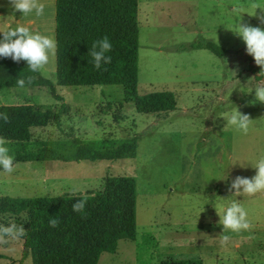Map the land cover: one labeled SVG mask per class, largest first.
I'll return each mask as SVG.
<instances>
[{"label":"rangeland","instance_id":"1","mask_svg":"<svg viewBox=\"0 0 264 264\" xmlns=\"http://www.w3.org/2000/svg\"><path fill=\"white\" fill-rule=\"evenodd\" d=\"M252 3L264 0H138L136 89L138 94L172 91L176 106L167 112H138L119 84L56 85L55 56L50 57L41 75L55 84L66 104L60 126L31 127L28 142L7 143L9 154L35 151L44 143L67 156L73 137L99 149L135 137V156L17 161L11 174L0 171V223L13 220L27 232L37 229L56 216L49 207L52 197L95 191L106 175H129L136 179L135 226L108 212L89 244L94 264L169 259L264 264V192L248 196L229 190L237 175L254 176L252 165L264 158V103L255 101L254 92L264 78L232 31L239 15L241 23L264 28L257 18L261 9L255 16L247 13ZM206 41L227 53L191 47ZM61 102L44 86L0 88L2 104L30 103L56 111ZM236 108L252 119L247 135L227 123ZM233 201L246 209L251 231L222 232L217 211L222 215ZM225 234L230 239L222 244ZM31 259L23 239L0 245V264H32Z\"/></svg>","mask_w":264,"mask_h":264},{"label":"trees","instance_id":"2","mask_svg":"<svg viewBox=\"0 0 264 264\" xmlns=\"http://www.w3.org/2000/svg\"><path fill=\"white\" fill-rule=\"evenodd\" d=\"M138 0H55V84L62 86H94L119 84L124 99L132 101L142 113H160L176 106L172 91L137 92L138 74ZM107 36L112 49L106 55L111 62L96 69L90 50L95 41ZM191 47L205 48L222 56L227 49L212 41L194 43ZM33 77L25 87H47L52 96L62 101L58 110L41 108L30 103L2 104L0 113H6L9 121L0 119V137L14 145L28 142L30 128L54 123L60 126V115L65 109L55 84L41 72H31L26 62H15L0 57V88L18 87V79ZM264 78V76H261ZM121 107V103H119ZM136 138L123 141L105 149L95 148L78 137L71 139V154L65 156L44 143L35 151L23 150L15 154L17 161H80L110 160L134 157ZM2 170V168H0ZM88 197L83 213L74 212L72 204ZM49 207L56 211L60 223L56 228L49 223L27 232L23 245L29 250L32 264H94L89 244L103 217L116 211L129 227L136 223V179L129 175H106L99 189L86 193H63L52 197ZM161 264L180 263L172 259Z\"/></svg>","mask_w":264,"mask_h":264},{"label":"clouds","instance_id":"3","mask_svg":"<svg viewBox=\"0 0 264 264\" xmlns=\"http://www.w3.org/2000/svg\"><path fill=\"white\" fill-rule=\"evenodd\" d=\"M14 11H19L24 16L35 14L36 17L44 15L45 4L40 0H9ZM261 9V14L257 17L260 24H264V4L252 3L251 11L247 13L250 16H255V10ZM238 25L232 30L238 35L245 44L246 53L251 55L256 65L259 66V75L264 76V28L260 26H251L240 22V15L238 18ZM57 43L53 37L43 35L38 31H33L30 27L24 25H17L16 27L8 26L0 29V57L11 58L15 62L21 60L26 62L27 68L31 72H41L50 62V57H54L56 53ZM112 49V44L107 36L93 43L90 50V55L93 58V65L96 69H100L102 63L108 64L111 62V57L106 55ZM33 77L27 79H18L16 84L20 88H24L26 84L33 82ZM253 89H250L251 92ZM255 101L264 103V81L254 88ZM255 101H250L253 103ZM0 119L5 123L9 121L6 113H0ZM252 119L248 114L241 113L237 108L227 117V123L234 127V129L247 135L251 125ZM7 140L0 137V168L4 173L11 174L15 170L14 157L9 154V149L6 146ZM244 167V163H240ZM255 175L251 178L237 175L231 182L229 190H234V193L246 194L253 196L257 193L264 192V158L258 160L254 165ZM226 180L227 176L217 178ZM88 201L85 195L76 200L72 204L74 212L83 213ZM203 210V209H202ZM201 210V211H202ZM200 211V212H201ZM217 211V209H216ZM219 215L218 223L222 225V232L240 233L242 231H251L253 225L248 220V213L246 209L238 202L233 201L221 215ZM58 218H51L49 226L56 228L59 226ZM27 235L26 229L23 225H17L13 220L8 223H0V245H6L12 241H20ZM230 237L223 235L221 243L226 244Z\"/></svg>","mask_w":264,"mask_h":264},{"label":"crops","instance_id":"4","mask_svg":"<svg viewBox=\"0 0 264 264\" xmlns=\"http://www.w3.org/2000/svg\"><path fill=\"white\" fill-rule=\"evenodd\" d=\"M40 2L45 4L44 15L36 17L34 13L24 16L19 11L13 10L9 0H0V29L8 26L14 28L17 25H24L30 27L33 31H38L55 39V0H40ZM0 171H3V169ZM4 196L8 197L7 195Z\"/></svg>","mask_w":264,"mask_h":264},{"label":"water","instance_id":"5","mask_svg":"<svg viewBox=\"0 0 264 264\" xmlns=\"http://www.w3.org/2000/svg\"><path fill=\"white\" fill-rule=\"evenodd\" d=\"M25 249H26V247H25Z\"/></svg>","mask_w":264,"mask_h":264}]
</instances>
